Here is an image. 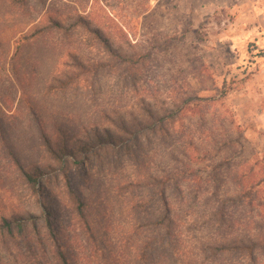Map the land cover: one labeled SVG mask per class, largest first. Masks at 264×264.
Segmentation results:
<instances>
[{"label":"rangeland","instance_id":"rangeland-1","mask_svg":"<svg viewBox=\"0 0 264 264\" xmlns=\"http://www.w3.org/2000/svg\"><path fill=\"white\" fill-rule=\"evenodd\" d=\"M48 11L64 20L87 17L121 49L149 54L139 65L113 63L93 33L77 28L51 35L59 57L37 68L34 90L45 107L51 150L38 139L35 152L24 154L26 167L46 168L48 191L63 202L55 219L66 223L81 263L135 264L143 235L134 225L146 209H163L159 188L173 209L177 238L159 244L155 264H264V246L256 262L234 253L216 257L205 248L218 238L210 220L217 201L241 190L237 173L250 175L264 195V0H47L45 6L30 0L27 17ZM133 126L139 143L125 132ZM98 133L106 144L94 138ZM77 138L94 145L91 152L74 147L80 164H62L55 151ZM7 160L0 161V188L10 189L20 213L41 215L37 197ZM67 181L88 202L108 262L79 235ZM246 203L230 208L234 231L264 232V200ZM0 264L36 263L0 240Z\"/></svg>","mask_w":264,"mask_h":264},{"label":"trees","instance_id":"trees-1","mask_svg":"<svg viewBox=\"0 0 264 264\" xmlns=\"http://www.w3.org/2000/svg\"><path fill=\"white\" fill-rule=\"evenodd\" d=\"M38 1L45 6L47 0ZM29 2L30 0H0V161L8 158L7 167L14 170L11 172L18 173L17 181H20L30 194L37 197L35 203L43 209V213L39 216L29 210L20 213L17 211L18 208L15 205L13 207L12 202L9 201L10 189L1 187L0 191L4 193L3 196L8 199V202L4 203L0 198V240L7 247L24 249L36 264H82V257L79 258L78 251L73 248L72 236L66 223L55 219L57 209L63 205V202L48 191L43 180L46 168L40 165L26 167L27 158L24 154L35 152L38 139L41 140L44 148L51 150L45 107L34 90L37 68L39 63H48L59 57H56L49 46L51 35L54 33L63 35L77 28L93 33L113 63L139 65L145 63L149 54L138 47H130L129 50L121 49L105 36L99 27H95L87 17L82 15H75L73 19L64 20L48 11L37 19L27 17ZM39 51H44V54L40 53L39 56ZM76 62L85 63L81 58H78ZM28 65L30 69L25 67ZM47 85H49L48 82L43 83L42 86ZM223 92L225 93V90ZM163 115L158 116L157 121L163 120ZM150 118L153 119V117ZM154 123L159 124L149 121L152 126ZM57 124L59 120L54 119L53 126H58ZM24 125L29 127L31 133L25 131ZM59 129L57 127V131ZM139 131L133 126L125 132L135 133L134 140L139 143L141 138ZM94 138L98 143L106 144L105 135L98 133ZM18 141L24 144L23 148ZM73 143L75 145L72 147L65 145L55 151L54 154L60 157L57 159H61L62 164H80L81 159L74 147H78L82 154H87L94 146L79 138ZM7 167H5V173ZM248 174H251V171ZM2 177L4 176L0 174V178ZM173 178H175L174 175ZM233 180L241 190L217 201L210 220L216 228L218 238L205 248L216 257L234 253L256 262L258 258L255 254L264 246V232L262 229H259L256 234L248 232L241 235L238 231L235 232L234 227L237 223L232 220L230 208L234 205H245L246 202L252 204L254 201H262L264 195L261 196V192H258L259 184L255 185L250 180V175L237 173ZM0 186H2L1 182ZM257 186L258 189L255 191ZM66 189L76 217L74 225L80 230L79 235L90 248L94 249L91 250L93 254L99 255L102 260L108 262L110 259L106 257L110 253L103 252L97 242L98 231L90 221L88 202L79 191L72 188V184L68 181ZM157 194L163 209L159 207L150 213H146L148 211L146 209L144 214L140 213L137 216V223L134 225L135 232L143 235L141 244L135 252V264H155V256L160 258L159 255H162L159 244H170L175 237L177 238L173 209L166 193L158 188ZM142 205L144 204L139 207H143ZM71 231L73 232L72 229ZM150 233L153 234L150 235ZM155 239L159 241L157 246ZM108 264L121 263L109 261Z\"/></svg>","mask_w":264,"mask_h":264}]
</instances>
